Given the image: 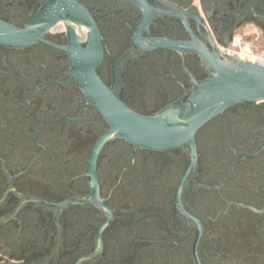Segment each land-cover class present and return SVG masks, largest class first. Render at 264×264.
Instances as JSON below:
<instances>
[{
  "label": "flooded vegetation",
  "instance_id": "1",
  "mask_svg": "<svg viewBox=\"0 0 264 264\" xmlns=\"http://www.w3.org/2000/svg\"><path fill=\"white\" fill-rule=\"evenodd\" d=\"M158 1L185 14L144 28L126 0H0V21L42 35L0 46V264H264V102L200 128L187 176L186 147L99 144L110 125L79 86L92 68L152 117L209 73L149 37L223 55L239 31L264 44V0Z\"/></svg>",
  "mask_w": 264,
  "mask_h": 264
},
{
  "label": "water",
  "instance_id": "2",
  "mask_svg": "<svg viewBox=\"0 0 264 264\" xmlns=\"http://www.w3.org/2000/svg\"><path fill=\"white\" fill-rule=\"evenodd\" d=\"M126 1L141 11L143 19L139 26L144 28L149 25L154 14H166L176 18H182L185 14L180 8L158 0L155 1L165 10L152 9L147 0ZM41 37V34L32 35L0 21V46L24 47ZM136 41L142 44L139 36ZM147 41L200 55L209 77L201 83H196L195 88L185 99L152 117L136 114L123 105L103 85L93 68L82 75L79 86L87 101L100 111L110 125V130L100 138L99 144L111 138H120L137 147L152 150L186 147L192 158L185 174L187 176L195 166L197 158L195 135L200 128L233 106L250 101L264 102V67L223 55L214 46L213 52L208 53L197 39L194 42H176L166 39L154 40L149 37ZM100 60L99 56L97 62ZM71 204H61L57 207L64 208ZM99 205L101 206L100 203Z\"/></svg>",
  "mask_w": 264,
  "mask_h": 264
},
{
  "label": "built area",
  "instance_id": "3",
  "mask_svg": "<svg viewBox=\"0 0 264 264\" xmlns=\"http://www.w3.org/2000/svg\"><path fill=\"white\" fill-rule=\"evenodd\" d=\"M221 50L222 53L228 56L236 57L240 60L243 58V61L264 67V51L260 52L255 45L246 42L243 37L235 36L232 40V44Z\"/></svg>",
  "mask_w": 264,
  "mask_h": 264
},
{
  "label": "rangeland",
  "instance_id": "4",
  "mask_svg": "<svg viewBox=\"0 0 264 264\" xmlns=\"http://www.w3.org/2000/svg\"><path fill=\"white\" fill-rule=\"evenodd\" d=\"M245 31H239L236 36L237 37H243L244 40L250 44H253L257 47V49L261 52L264 51V44L257 41L253 36L248 37Z\"/></svg>",
  "mask_w": 264,
  "mask_h": 264
},
{
  "label": "bare ground",
  "instance_id": "5",
  "mask_svg": "<svg viewBox=\"0 0 264 264\" xmlns=\"http://www.w3.org/2000/svg\"><path fill=\"white\" fill-rule=\"evenodd\" d=\"M242 60H244L243 58H241ZM254 61V60H253Z\"/></svg>",
  "mask_w": 264,
  "mask_h": 264
}]
</instances>
